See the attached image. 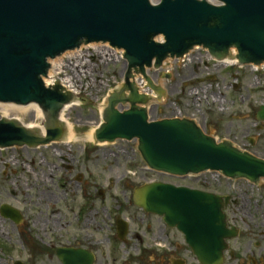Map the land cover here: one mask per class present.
Listing matches in <instances>:
<instances>
[{
    "label": "water",
    "instance_id": "1",
    "mask_svg": "<svg viewBox=\"0 0 264 264\" xmlns=\"http://www.w3.org/2000/svg\"><path fill=\"white\" fill-rule=\"evenodd\" d=\"M218 1L220 4L209 0H0V102H34L45 118L43 125L41 108L36 105L39 126L43 132L45 129L42 134L18 119L1 117L0 148L35 147L60 140L61 108L75 95L65 93L54 79L52 86H45L51 84L42 80L50 65L47 60L81 43L108 46L102 43L107 42L123 49L127 65L125 84L122 74L104 98L103 121L94 132L97 141L134 139L143 163L172 175L209 169L221 171L223 177H244L252 182L263 177L264 158L239 150L229 141H215L188 118L148 120L146 108L139 105L146 103L147 96L129 80L132 70L139 71L153 87L145 68H158L167 58L162 64L166 65L169 56L180 57L199 48L194 46H203L217 59L233 47L239 64L264 63V0ZM164 93L159 89L155 99ZM256 117L264 120V103ZM66 132L67 128L62 137ZM133 192L136 205L162 215L184 234L200 264H222L225 238L234 232L226 228L222 210L226 200L221 195L158 181ZM0 208L3 216L18 220L13 208Z\"/></svg>",
    "mask_w": 264,
    "mask_h": 264
},
{
    "label": "rangeland",
    "instance_id": "2",
    "mask_svg": "<svg viewBox=\"0 0 264 264\" xmlns=\"http://www.w3.org/2000/svg\"><path fill=\"white\" fill-rule=\"evenodd\" d=\"M121 52L117 48L88 44L82 45L80 49L64 52L51 60L60 59L61 62L57 70L55 65L51 66V69H55L57 79L71 78L77 91L76 98L79 103L62 112L65 123L73 127L74 138L70 143L58 142L29 149L19 146L6 147L0 150V205H11L23 214V221L19 226H14L11 219L4 218L0 214V264H13L16 259L25 260L27 253L22 252L24 246V251L27 250L30 255L28 259L34 263H58L54 256L50 262L44 248L50 247L49 244L63 241L66 234L58 228L59 217L57 215L49 217V210L57 207V201H54L58 199L56 195L62 196L58 200L61 203L64 194L68 198L71 194L64 188V184L61 185L56 180V174L51 171L52 163L60 164L58 158L62 154L72 153L77 159V155L82 154L84 149L90 153L91 160L88 186H93L91 188H94L95 192L101 189L106 195L110 194L108 199H96L95 207L88 215L90 222L99 228V235L98 230L92 231L98 238L104 237L105 224L110 222L108 215L114 216V211L119 205L124 209L128 208L129 212L137 211L133 203L127 201V198L131 197V186L135 187L157 178L172 183H185L220 194L228 191V186L231 185L235 190L232 191L233 198L238 201L251 198L253 202L249 216L245 215L244 219L248 220L254 238L262 242L261 248L257 249V256L264 259V238H262L264 224L261 223L264 221V217L262 219L264 179H260L259 183L251 184L244 179L223 177L220 172L213 170L200 172L184 181L171 179L146 169L140 154H136L134 139L128 141L117 139L114 142L100 144L84 138V135L94 131L97 127L96 123L101 121L104 98L111 93L110 89L117 86L125 71L126 61L121 59ZM148 73L149 77L154 79V84L165 92L163 97L155 99V92L147 89L153 96L149 102L147 101L149 119L187 117L200 125L205 133L216 141H229L239 150L243 149L259 158H264V121L260 122L256 119L258 107L264 102V65L212 66L206 59L205 49L199 47L191 50L183 61L178 62L169 57L166 65H162L158 70L150 67ZM164 74L169 77L163 78ZM215 98L219 100L215 101ZM5 116L17 118L26 125L32 123L39 127L38 115L31 110L20 111L14 108L4 112L0 107V117ZM132 162L138 164L134 168L135 174H133ZM54 172L57 171L54 169ZM42 176L44 182L41 192L53 195L50 204H47L49 202L44 198L41 199L40 204H37V190L40 189ZM119 177L126 179L128 183L124 185L127 187L125 192H122L124 187L119 186L120 182H123V180L118 181ZM36 183L39 187H36ZM86 184L82 185L84 189ZM239 188L242 189L241 192ZM62 191L65 193L63 194ZM112 194L117 195L118 200H112ZM70 203L76 202L70 201ZM68 218L70 225H67V228L71 230L78 221L74 214H69ZM64 220L65 217H62L61 221ZM144 220L157 224L155 216ZM240 225L241 230L247 231L244 222ZM80 227L83 233L88 230L82 224ZM79 229L74 228L76 233ZM23 230L26 234L22 236ZM103 242L106 243L105 240ZM159 245L165 248L168 244L161 242L155 244L153 248H158ZM104 248V256L101 255L102 250L96 253L98 259L104 260L108 257L107 245ZM127 249L122 246L112 251L116 259L120 260L118 262L116 260L114 264H140V261L134 258L139 249L133 248L128 251ZM180 254L186 256V261H194L193 256L186 249Z\"/></svg>",
    "mask_w": 264,
    "mask_h": 264
},
{
    "label": "flooded vegetation",
    "instance_id": "3",
    "mask_svg": "<svg viewBox=\"0 0 264 264\" xmlns=\"http://www.w3.org/2000/svg\"><path fill=\"white\" fill-rule=\"evenodd\" d=\"M82 152V154L79 153L77 155V159L74 158L75 155L72 153L66 155L62 154L58 158V160L61 161L60 164L52 163L51 171L53 170L54 175L56 174V180L60 182L61 185L64 184V188L69 191L71 196L68 198V196L64 194L65 192L62 191L65 195L62 202L59 203L58 201L62 196L60 194L56 195L58 199L54 201H57V207L49 210V217L52 215H57L59 217L58 228L65 231L66 234L63 241H60L57 244L56 242L49 244L50 247L44 248V251H46L45 253L48 254L50 262L52 261V256H54L55 261L58 263L53 264H65L61 257L65 261H68V263L75 264H114L117 259L116 256L112 254V251H115L116 247L124 246V248L128 249H139L134 258L138 259L140 264H196L195 261H192L193 263L186 261V256L180 254L181 251H184L185 249L186 251H189L190 249L182 243L183 236L178 230H176V228L170 227L164 223L162 216L155 213L152 214L145 212L143 208L141 209L133 203L132 190L134 186H131V197L127 198V201L133 203L137 211L133 210L129 212L128 208L124 209L120 205L117 208L115 207L116 211H114V216L110 214L108 215V220L110 222L105 224L106 232L104 231V237L98 238L92 231L96 232L98 230L97 234L99 235V228H97V225H93L90 222L88 215L91 213V210L94 209L96 199H108L110 194L106 195L101 189L95 192L94 188H91L93 186H88L87 179L89 178L88 172L91 162L90 153H87V150L85 149L82 150ZM70 156H72L71 159ZM134 157H136V154H134ZM131 166L132 169H134L138 164L132 162ZM54 169L57 172H54ZM2 174L5 173L2 172ZM133 174H135V169L133 170ZM43 176L40 179V189L37 190V204H40L42 198L49 202L47 204H50L53 195H47L41 192V186L44 182ZM121 180H123V182ZM118 181H121L119 185L121 187L128 184L126 183V179H123L122 177H119ZM84 184H86L85 189L82 186ZM35 185L36 187H39L37 183ZM64 188L62 190H64ZM233 189L234 187L230 185L228 186V191L225 190L226 192H220V194L229 198L223 210L225 213V220L227 221V228L230 229L231 232H234V236L226 240L227 249L224 252L223 264H264V259L257 256V249L261 248L262 242L254 238L253 231H251V227L248 225V220L244 219L245 215L249 216V213L251 212L250 207L253 202L251 198L246 200L241 199L239 201L236 198H233L232 191L235 192ZM126 190L127 187L122 188V192H125ZM241 191L242 189L239 188V192ZM112 197V200H118L117 195L112 194ZM70 201L76 203L73 204L70 203ZM78 203H80L81 206L78 205ZM46 206L52 207L48 205ZM76 209L79 210L77 211ZM20 213L21 217L19 218V222L11 219L14 226H19L23 221V214L22 212ZM69 214H74L78 221L74 226V228H80L77 233L73 227L71 230L67 228V225H70V223H68L70 221L68 218ZM150 216L151 218H154L155 216L157 224L154 222L153 224L151 221L145 222L144 219H147ZM62 217H65L64 221H61ZM263 217L264 213L262 214V219ZM94 221L96 222V220ZM241 222L245 223L247 231L241 230ZM261 223L264 224V221ZM80 224H82L83 227L88 228V230L84 229L86 231L85 233L81 231L82 228L80 227ZM59 229L57 231H59ZM101 229L103 228L101 227ZM23 234H26L25 230H23L22 236ZM103 240H105L106 243L103 242ZM161 242H166L168 245H166L165 248H163L162 245H159L162 247L158 246V248H153L155 244L158 245L161 244ZM105 245L108 247V257L105 258L106 260L98 259L96 253L98 254V252L102 250L101 255L104 256ZM24 249L25 246L23 247L22 252L27 253V258L25 257V260L22 261L16 259L13 264H36L28 259L30 256L29 252H27V250L24 251ZM22 252H20V254H22ZM144 258L146 259L143 262ZM118 261L120 260H117V262Z\"/></svg>",
    "mask_w": 264,
    "mask_h": 264
},
{
    "label": "bare ground",
    "instance_id": "4",
    "mask_svg": "<svg viewBox=\"0 0 264 264\" xmlns=\"http://www.w3.org/2000/svg\"><path fill=\"white\" fill-rule=\"evenodd\" d=\"M226 62H230L231 59L230 58H226L225 59ZM53 65H55V69L57 70L59 67H60V59L58 60H53L51 61ZM54 69V70H55ZM54 70L53 69H49L48 70V77L44 79V82H50V83H53V79L56 83L60 84L61 87H62V90L69 94V95H75L74 98H73V101L71 103H68V104H65L64 107L62 108V111H61V119L60 121L62 120L63 121V117H62V112L65 110V109H68L70 108L72 105H76L79 103L78 99L76 98V94H77V91L75 90L74 86H73V83L71 81V78L70 79H57L56 77V73H54ZM130 80H132V78H130ZM133 81V80H132ZM141 84V82L139 83ZM143 84V83H142ZM151 99L153 98V96L150 97ZM0 107L4 109V112L5 110H10V109H19L20 111H27V110H31L33 111L34 113H36L38 115V107L36 106V104H33V103H29L27 104L26 106H19V105H13V104H10V103H4V104H0ZM31 127V128H35V129H38V131H40L42 134L44 133L43 130L37 126H35L34 124L32 123H28L27 124V127ZM66 128H67V132H66V137H62V141L64 143H70L73 141V138H74V131H73V127H71L70 125H65ZM93 133L94 131H91V132H88L84 135V138L88 141H94V138H93ZM100 144H105L106 142H99Z\"/></svg>",
    "mask_w": 264,
    "mask_h": 264
}]
</instances>
